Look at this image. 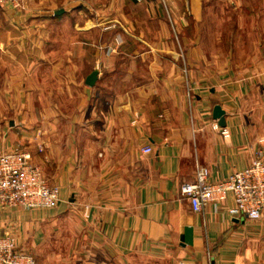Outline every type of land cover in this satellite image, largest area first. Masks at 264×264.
Returning a JSON list of instances; mask_svg holds the SVG:
<instances>
[{
  "label": "crops",
  "instance_id": "0c3cea01",
  "mask_svg": "<svg viewBox=\"0 0 264 264\" xmlns=\"http://www.w3.org/2000/svg\"><path fill=\"white\" fill-rule=\"evenodd\" d=\"M163 1L0 5V151L59 187L52 209L0 211L36 264H264V214L179 193L198 167L215 183L264 157V0Z\"/></svg>",
  "mask_w": 264,
  "mask_h": 264
},
{
  "label": "built area",
  "instance_id": "2783aa9c",
  "mask_svg": "<svg viewBox=\"0 0 264 264\" xmlns=\"http://www.w3.org/2000/svg\"><path fill=\"white\" fill-rule=\"evenodd\" d=\"M23 1L0 0V5L18 12ZM227 133L226 129L221 130L222 135ZM142 151L149 153L151 149L146 147ZM179 193L194 213L202 212L209 204H219L230 195L234 202L230 215L257 221L264 214V157L258 153L248 167L215 183L209 181L206 167H198L193 180L179 186ZM58 201V187L48 183L30 152L20 147L0 151V211L47 210ZM0 264H36V260L31 253L19 249L13 238L1 236Z\"/></svg>",
  "mask_w": 264,
  "mask_h": 264
},
{
  "label": "rangeland",
  "instance_id": "374dc122",
  "mask_svg": "<svg viewBox=\"0 0 264 264\" xmlns=\"http://www.w3.org/2000/svg\"><path fill=\"white\" fill-rule=\"evenodd\" d=\"M142 1V0H141ZM145 1H147V0H145ZM158 1V0H157ZM209 1H211V0H209ZM159 2L160 3H163L164 1L163 0H159ZM248 4H250V5H252V7L253 8H259L260 7V2H259V0H248ZM255 9V12H257L258 14H259V11L258 10H256ZM215 12L216 13H218L216 10H215ZM215 12L214 11H212V10H207L206 11V17H207V21H208V23H207V25H206V30H207V34L208 35H210V31H211V29H212V25L210 24L211 22H212V19L214 18V16H217V15H215ZM221 13H222V11H220ZM251 19V15H250V13H248V21ZM175 24H173V23H171V27H172V38H175V36L178 38L179 37V35H178V32L176 31L175 32V26H174ZM251 27L252 26H249L248 25V32L251 30ZM232 30H234V34H236L237 32V26L236 25H234L233 26V24L231 23V24H225L223 27H222V31H223V33H228V32H231ZM182 33H185V32H182ZM194 34V25H192V26H190V27H188V29H187V33H186V35L187 36H192ZM239 36H240V38L239 37H237V36H235V37H237V39H241V33H237ZM182 35H184V34H182ZM252 37H250V39H251ZM249 39V41H248V49H251L252 48V41ZM180 42V41H179ZM235 44H237V42L235 43ZM210 45H211V43H210V41H208L207 42V46H208V49H210ZM237 45H242V41L241 42H239ZM223 47L225 48L226 47V43H224V45H223ZM49 183V182H48ZM59 188V187H58ZM78 209H83V210H85L86 211V203H80V205H78V206H76Z\"/></svg>",
  "mask_w": 264,
  "mask_h": 264
},
{
  "label": "water",
  "instance_id": "95a60500",
  "mask_svg": "<svg viewBox=\"0 0 264 264\" xmlns=\"http://www.w3.org/2000/svg\"><path fill=\"white\" fill-rule=\"evenodd\" d=\"M62 11L57 12V14H61ZM97 80V72H92L90 75L87 76L85 80V85L92 87Z\"/></svg>",
  "mask_w": 264,
  "mask_h": 264
}]
</instances>
